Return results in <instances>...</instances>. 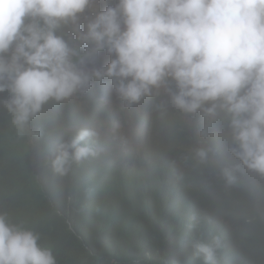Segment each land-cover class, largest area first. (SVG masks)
I'll return each instance as SVG.
<instances>
[{
  "label": "clouds",
  "instance_id": "1",
  "mask_svg": "<svg viewBox=\"0 0 264 264\" xmlns=\"http://www.w3.org/2000/svg\"><path fill=\"white\" fill-rule=\"evenodd\" d=\"M106 79L130 111L128 123L133 117L147 127L136 140L129 138L117 106L104 103L102 95L106 114L85 120L79 130L77 116L38 131L32 126L44 105L61 115L71 102L82 109L95 90L104 92ZM161 88L169 106L202 115L201 137L217 121L226 126L231 167L221 169L211 145L192 149L195 162L187 171L179 172L178 159L164 157L163 136L150 129L153 101L146 110L141 101ZM4 92L8 96L0 103L27 140L26 156L31 151L50 163L51 179L39 166L32 168L40 186L56 183L70 197L88 190L92 202L130 198L133 214L177 264L195 250L213 264L222 247L230 225L223 215L228 210L215 197L220 169L225 187L233 188L237 173L250 170L264 186V0H0ZM63 104L68 108L60 112ZM156 104L166 123L165 105ZM89 169L92 176L85 179ZM28 196L38 202V188ZM186 210L192 218H185ZM39 239L0 214V264H56ZM185 239L191 243L184 245Z\"/></svg>",
  "mask_w": 264,
  "mask_h": 264
},
{
  "label": "trees",
  "instance_id": "2",
  "mask_svg": "<svg viewBox=\"0 0 264 264\" xmlns=\"http://www.w3.org/2000/svg\"><path fill=\"white\" fill-rule=\"evenodd\" d=\"M102 93L87 97L82 109L71 102L70 110L62 115L48 112L49 107L44 105L31 124L38 131L62 117L77 116L79 130L85 120L106 114ZM7 96V92L0 93V99ZM144 101L142 105L146 110L148 104ZM164 105L168 111L165 115L168 132L160 137V141L164 157L169 154L179 160V172L192 167L191 163L195 161L191 159V151L202 145H211L213 153L217 152L221 169L232 166L229 159L235 158L227 151L231 136L226 126L217 121L210 134L201 137L199 129L205 121L200 113L187 125L179 109ZM131 109L135 108L132 106ZM26 141L12 123L11 113L0 103V214H5L10 223L38 233L39 245L52 250L56 264H177L173 252L159 246L155 235L148 233L142 225V217L133 214L130 198L117 197L116 201L107 202L102 196L92 202L88 190L82 191L81 197H70L66 192L68 188L63 189L56 183L40 186L31 174L32 168L39 166V173L51 179V166L31 151L26 156L23 146ZM16 158L21 161H15ZM221 169L216 179L215 197L229 212V215H223L229 219L230 228L221 237L222 247L213 264H264V186L250 170L237 173L238 182L233 188L225 187ZM86 172L85 179H90L92 169ZM56 182L60 184V179ZM35 187L38 188V202L28 196ZM169 191L173 195L176 193L172 188ZM184 215L186 219L192 218L190 210ZM142 216L151 222L150 215ZM211 223L213 227L221 228L214 219ZM189 243V239L183 241L184 245ZM179 261L181 264H205L203 255L196 250L188 259L180 258Z\"/></svg>",
  "mask_w": 264,
  "mask_h": 264
},
{
  "label": "rangeland",
  "instance_id": "3",
  "mask_svg": "<svg viewBox=\"0 0 264 264\" xmlns=\"http://www.w3.org/2000/svg\"><path fill=\"white\" fill-rule=\"evenodd\" d=\"M108 59H110V57H108ZM97 93H99V89L94 91V95H96ZM102 98L104 100V103H108L110 106H117L116 108V114H118L119 116H121V118L125 120L126 124L124 125L125 130H130L129 133V138L134 141L136 140V136L137 134H140L141 132V128L142 127H146V126H142L137 122V120L135 118H131V122L128 123V118H129V114L130 111H128L127 106H125V102L122 101L118 95L115 93V91L113 90L112 84L110 81H108L107 79L104 81V92L102 93ZM168 94L167 92L164 91L163 88L158 90V94L157 91L154 90V95L149 96V97H144L141 101L146 100L147 103L149 104V101H153V104L151 105V111H152V118H151V123H150V129L154 130L153 132H157L159 134H161L163 137L166 136V133L168 132V127H164L165 126V122H163V119H161V108H158V104H156L157 102H160L162 104H167L168 103ZM140 101V102H141ZM139 102V103H140ZM80 103V102H79ZM139 103L134 104V105H139ZM170 106H172L170 104ZM68 106H66L65 104L61 105L60 108L58 109L60 112H64L65 110H67ZM142 117V115H141ZM143 118H147V115H144ZM186 119V123L187 125L191 124L190 118H185ZM147 128V127H146ZM147 131H150L147 129ZM151 132V131H150Z\"/></svg>",
  "mask_w": 264,
  "mask_h": 264
},
{
  "label": "water",
  "instance_id": "4",
  "mask_svg": "<svg viewBox=\"0 0 264 264\" xmlns=\"http://www.w3.org/2000/svg\"><path fill=\"white\" fill-rule=\"evenodd\" d=\"M88 92V91H87ZM182 114H183V116L185 117V118H190V119H194L196 116H197V114L195 115V116H193V115H191V114H186V113H183L182 112Z\"/></svg>",
  "mask_w": 264,
  "mask_h": 264
},
{
  "label": "bare ground",
  "instance_id": "5",
  "mask_svg": "<svg viewBox=\"0 0 264 264\" xmlns=\"http://www.w3.org/2000/svg\"><path fill=\"white\" fill-rule=\"evenodd\" d=\"M144 115H147V113H145ZM144 115H143V116H144ZM144 119H145V118H143V120H144ZM146 119H147V118H146Z\"/></svg>",
  "mask_w": 264,
  "mask_h": 264
}]
</instances>
